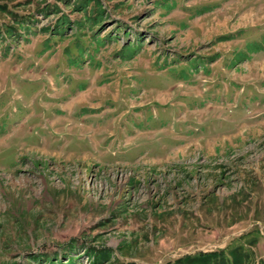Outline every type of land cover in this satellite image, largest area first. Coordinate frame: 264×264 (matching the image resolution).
I'll list each match as a JSON object with an SVG mask.
<instances>
[{"label":"rangeland","instance_id":"obj_1","mask_svg":"<svg viewBox=\"0 0 264 264\" xmlns=\"http://www.w3.org/2000/svg\"><path fill=\"white\" fill-rule=\"evenodd\" d=\"M82 2L0 0V264H264V0Z\"/></svg>","mask_w":264,"mask_h":264},{"label":"trees","instance_id":"obj_2","mask_svg":"<svg viewBox=\"0 0 264 264\" xmlns=\"http://www.w3.org/2000/svg\"><path fill=\"white\" fill-rule=\"evenodd\" d=\"M91 2H93V0H83V2L77 7L78 10L79 11H84L86 9V7L88 6V4L91 3ZM166 9H167V12L170 11L169 10L170 7L166 8ZM206 10H208V9H205L204 11H201L200 14H203L204 12H206ZM62 21H64V20L63 19H60L59 26H62L61 29L63 31H60V32L51 31V32H53L54 35H61V34H63V32L65 31V29L68 28V27H66V26H68V23L62 22ZM112 38L113 37H110V38H108V40H112ZM104 42L102 41V43H104ZM139 50H140V48L138 49V48L132 47L131 44L128 45V47H126V49L124 51L125 53L123 55V59H125V60H132L133 57L137 56V53L139 52ZM262 50H263L262 47H260L258 43H249L246 46V50H244L242 52H239L237 57L240 58L242 56L243 57V60L242 61H246V60L249 59V55L251 53L253 54V53H256V52H261Z\"/></svg>","mask_w":264,"mask_h":264}]
</instances>
